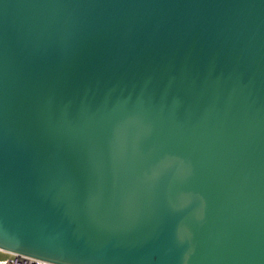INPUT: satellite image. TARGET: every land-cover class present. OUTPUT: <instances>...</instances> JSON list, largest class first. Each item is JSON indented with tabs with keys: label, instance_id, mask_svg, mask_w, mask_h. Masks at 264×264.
Wrapping results in <instances>:
<instances>
[{
	"label": "water",
	"instance_id": "95a60500",
	"mask_svg": "<svg viewBox=\"0 0 264 264\" xmlns=\"http://www.w3.org/2000/svg\"><path fill=\"white\" fill-rule=\"evenodd\" d=\"M0 250L264 264V0H0Z\"/></svg>",
	"mask_w": 264,
	"mask_h": 264
},
{
	"label": "built area",
	"instance_id": "2783aa9c",
	"mask_svg": "<svg viewBox=\"0 0 264 264\" xmlns=\"http://www.w3.org/2000/svg\"><path fill=\"white\" fill-rule=\"evenodd\" d=\"M0 253H6V252L0 250ZM6 254L9 255V258L5 260H0V264H50L21 255H11L8 253Z\"/></svg>",
	"mask_w": 264,
	"mask_h": 264
},
{
	"label": "rangeland",
	"instance_id": "374dc122",
	"mask_svg": "<svg viewBox=\"0 0 264 264\" xmlns=\"http://www.w3.org/2000/svg\"><path fill=\"white\" fill-rule=\"evenodd\" d=\"M9 258V255H7L6 253H0V260H5Z\"/></svg>",
	"mask_w": 264,
	"mask_h": 264
}]
</instances>
